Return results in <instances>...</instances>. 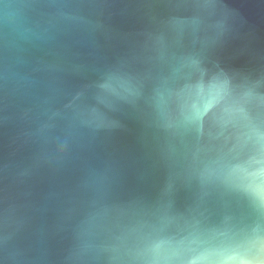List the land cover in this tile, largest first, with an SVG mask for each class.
<instances>
[{"label": "water", "instance_id": "obj_1", "mask_svg": "<svg viewBox=\"0 0 264 264\" xmlns=\"http://www.w3.org/2000/svg\"><path fill=\"white\" fill-rule=\"evenodd\" d=\"M0 264H264V0H0Z\"/></svg>", "mask_w": 264, "mask_h": 264}]
</instances>
